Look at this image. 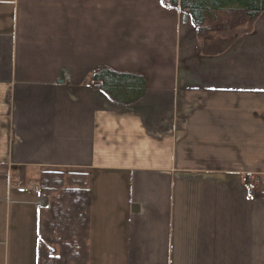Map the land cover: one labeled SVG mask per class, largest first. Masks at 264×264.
Returning <instances> with one entry per match:
<instances>
[{
	"label": "crops",
	"instance_id": "0c3cea01",
	"mask_svg": "<svg viewBox=\"0 0 264 264\" xmlns=\"http://www.w3.org/2000/svg\"><path fill=\"white\" fill-rule=\"evenodd\" d=\"M47 170L92 178L89 264H264V12L201 33L164 0H0V264H38Z\"/></svg>",
	"mask_w": 264,
	"mask_h": 264
},
{
	"label": "trees",
	"instance_id": "16d2710c",
	"mask_svg": "<svg viewBox=\"0 0 264 264\" xmlns=\"http://www.w3.org/2000/svg\"><path fill=\"white\" fill-rule=\"evenodd\" d=\"M191 16L202 32L233 29L264 12V0H164ZM93 81L114 103L128 106L142 100L146 77L132 72L98 68ZM39 194L49 197L40 210L38 264H89L92 178L81 171L47 170L42 173ZM264 197V190L256 191ZM55 248L51 253L50 248Z\"/></svg>",
	"mask_w": 264,
	"mask_h": 264
},
{
	"label": "rangeland",
	"instance_id": "374dc122",
	"mask_svg": "<svg viewBox=\"0 0 264 264\" xmlns=\"http://www.w3.org/2000/svg\"><path fill=\"white\" fill-rule=\"evenodd\" d=\"M227 30H228V29H227ZM201 33H202V32H201ZM205 33H212V32L209 31V32H205ZM261 187H262L261 190H264V185H262ZM42 203H43V202H42Z\"/></svg>",
	"mask_w": 264,
	"mask_h": 264
},
{
	"label": "built area",
	"instance_id": "2783aa9c",
	"mask_svg": "<svg viewBox=\"0 0 264 264\" xmlns=\"http://www.w3.org/2000/svg\"><path fill=\"white\" fill-rule=\"evenodd\" d=\"M19 190H20V191H24V189H23V188H20Z\"/></svg>",
	"mask_w": 264,
	"mask_h": 264
},
{
	"label": "water",
	"instance_id": "95a60500",
	"mask_svg": "<svg viewBox=\"0 0 264 264\" xmlns=\"http://www.w3.org/2000/svg\"><path fill=\"white\" fill-rule=\"evenodd\" d=\"M186 18V17H185Z\"/></svg>",
	"mask_w": 264,
	"mask_h": 264
}]
</instances>
